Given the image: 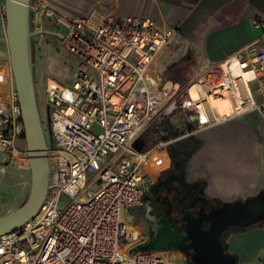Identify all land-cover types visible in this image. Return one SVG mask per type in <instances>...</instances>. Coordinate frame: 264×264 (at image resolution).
<instances>
[{"label": "built area", "instance_id": "2783aa9c", "mask_svg": "<svg viewBox=\"0 0 264 264\" xmlns=\"http://www.w3.org/2000/svg\"><path fill=\"white\" fill-rule=\"evenodd\" d=\"M31 13L32 22L48 21L63 35L57 39L78 66L70 86L49 76L40 82L49 191L34 219L0 236V264H171L168 251L138 250L146 240L129 217L169 172L174 143L247 115L264 121V51L251 44L199 67L183 84L151 73L176 30L150 17L94 24L35 3ZM256 27L264 29V22ZM149 132L158 133L151 145ZM23 139L13 91L0 116V149L26 164L17 146ZM137 141L145 142L141 151ZM98 179L102 185L90 190Z\"/></svg>", "mask_w": 264, "mask_h": 264}, {"label": "crops", "instance_id": "0c3cea01", "mask_svg": "<svg viewBox=\"0 0 264 264\" xmlns=\"http://www.w3.org/2000/svg\"><path fill=\"white\" fill-rule=\"evenodd\" d=\"M34 3L65 18H90L94 24L109 17L141 16L152 18L161 27L175 29L174 38L151 66L155 76L170 71L171 63L178 64L189 55L201 67L225 61L251 44L264 51V29L256 27L258 21L264 22V0H33ZM4 5L5 0H0V116L9 106L11 93L16 91ZM36 29L54 31L55 27L41 21L36 23ZM184 143L192 151L190 157L179 170L173 164L176 157L172 160L170 156V176L184 181L210 208L264 193V121L258 114L236 118L176 142L170 154L174 155L176 147ZM22 150L26 152V144ZM15 162L0 149V174H11L18 164ZM19 172L31 180L26 165H21ZM1 190L2 199L17 192L15 186L4 182ZM16 210L1 206L0 218ZM129 220L133 223L132 217ZM227 244L229 253L238 256V264H264V222L245 231L231 232Z\"/></svg>", "mask_w": 264, "mask_h": 264}, {"label": "water", "instance_id": "95a60500", "mask_svg": "<svg viewBox=\"0 0 264 264\" xmlns=\"http://www.w3.org/2000/svg\"><path fill=\"white\" fill-rule=\"evenodd\" d=\"M31 3L32 0H5L4 5L31 189L28 199L18 210L0 218V236L18 230L38 215L50 184L49 148L38 101L32 39L40 35L63 39V35L53 31H32ZM144 146V141L134 144L138 151ZM139 209L134 210L133 214ZM144 220L149 226L143 229V235L151 236V241L142 245L141 251L176 249L189 258L190 264H236L232 255L225 251L223 239H228L231 229H247L264 222V193L209 209L202 207L183 219L184 235L158 225L155 219Z\"/></svg>", "mask_w": 264, "mask_h": 264}, {"label": "rangeland", "instance_id": "374dc122", "mask_svg": "<svg viewBox=\"0 0 264 264\" xmlns=\"http://www.w3.org/2000/svg\"><path fill=\"white\" fill-rule=\"evenodd\" d=\"M33 22L31 13L32 31L36 32V22L34 20ZM50 28L53 29L51 26ZM32 52L35 65L34 75L37 86L38 101L42 114V120L44 123V119H46L47 117V108L44 89L40 87V82L42 81L43 77L49 76L65 86H70L72 83L73 75L77 70V59L66 50V48L56 37L48 35H40L32 39ZM171 64L173 68H170V71H166L160 76L174 81L181 76L186 77V81L183 84H186V82L193 77V75L199 68L198 62L194 60L191 55H189L178 64ZM160 69L161 67L158 68V70ZM94 132L98 133L99 130L94 128ZM145 136L147 138L146 134ZM153 142L154 140H150L148 144L151 145L153 144ZM17 146L19 148L24 147V140H19ZM15 163L18 164L17 166H15L11 174H5L3 171L0 174V184H2L3 182L4 184L10 183L12 186H15L17 188L16 194H12L11 197H8L7 199L1 198L4 190L0 191V207L4 206L6 208H9L10 210L19 209L28 199L31 189L30 178L23 176L19 172L21 165H26L28 167V164H20V162ZM101 185L102 181L101 179H98L94 183V185L90 187V190H96V188H99ZM67 202L68 201L66 199H63L62 206H66ZM166 255L171 261V264H187L188 262V259L180 253L173 254L168 251Z\"/></svg>", "mask_w": 264, "mask_h": 264}, {"label": "flooded vegetation", "instance_id": "af4514ba", "mask_svg": "<svg viewBox=\"0 0 264 264\" xmlns=\"http://www.w3.org/2000/svg\"><path fill=\"white\" fill-rule=\"evenodd\" d=\"M164 125L167 126L168 124L166 123ZM157 135L158 133L155 132L147 133L146 141L149 143L153 138H157ZM191 152L187 143L181 144L179 147L177 146L174 155L172 153L170 154L172 160L176 157L174 159L175 163L173 162V164L179 170H182ZM170 173L171 168L160 182L150 187L144 205L132 215L133 223L138 227L142 235L143 229H147L149 226L144 220L147 218L155 219L158 225L165 226L172 232L179 233V235H184L185 223L183 219L193 212H198L202 207L206 209L211 207L209 203L207 204L199 199L184 181L180 182L171 178ZM229 232L231 233L233 231L229 230ZM143 236L146 240L145 243L151 241V236ZM187 264H190L189 260Z\"/></svg>", "mask_w": 264, "mask_h": 264}, {"label": "trees", "instance_id": "16d2710c", "mask_svg": "<svg viewBox=\"0 0 264 264\" xmlns=\"http://www.w3.org/2000/svg\"><path fill=\"white\" fill-rule=\"evenodd\" d=\"M178 82L180 83H184L186 81V77H179L178 79H176ZM156 138H153L152 140H155ZM251 228V227H250ZM249 228L247 229H231L233 232H239V231H245V230H248ZM223 246L225 248V251L228 253L229 249H228V244H227V239H223ZM140 249V248H139ZM138 249V250H139ZM171 250H176V249H171ZM233 259L235 260L236 264H238V256L236 254H231ZM189 260V259H188Z\"/></svg>", "mask_w": 264, "mask_h": 264}, {"label": "bare ground", "instance_id": "6f19581e", "mask_svg": "<svg viewBox=\"0 0 264 264\" xmlns=\"http://www.w3.org/2000/svg\"><path fill=\"white\" fill-rule=\"evenodd\" d=\"M220 110L225 111L226 110V104H224L223 106H220Z\"/></svg>", "mask_w": 264, "mask_h": 264}]
</instances>
